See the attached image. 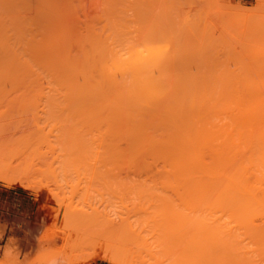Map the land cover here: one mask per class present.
Masks as SVG:
<instances>
[{
	"label": "rangeland",
	"instance_id": "rangeland-1",
	"mask_svg": "<svg viewBox=\"0 0 264 264\" xmlns=\"http://www.w3.org/2000/svg\"><path fill=\"white\" fill-rule=\"evenodd\" d=\"M204 223L264 264V0H0V264H189Z\"/></svg>",
	"mask_w": 264,
	"mask_h": 264
},
{
	"label": "bare ground",
	"instance_id": "bare-ground-1",
	"mask_svg": "<svg viewBox=\"0 0 264 264\" xmlns=\"http://www.w3.org/2000/svg\"><path fill=\"white\" fill-rule=\"evenodd\" d=\"M130 47H131V46H130ZM130 47H129V48H130ZM149 47H150V46H149ZM123 48H124V46H123ZM150 48H151V47H150ZM135 49H136V48H134V50H135ZM137 49H138V47H137ZM137 49H136L135 51H138V50L140 49V47H139L138 50H137ZM118 50H119V49H118ZM134 50H133V51H134ZM149 50L151 51V49H149ZM110 51H112V50H110ZM121 51H122V50H121ZM124 51H125V50H124ZM151 52H153V51H151ZM92 53H93V52H92ZM125 53H126V52H125ZM136 53H137V52H136ZM145 54H146V53H145ZM145 54H143V55H145ZM151 54H154V53H150L149 56L147 55V57H149L148 59H150V57H152V56L154 57V55H151ZM141 55H142V54H141ZM143 55H142V56H143ZM92 56H94V55H92ZM107 56H108V55H107ZM124 56H125V55H124ZM135 56H136V54H135ZM138 56H139V55H138ZM102 57H103V56H102ZM139 57H140V56H139ZM98 58H99V57H98ZM130 58H131V57H130ZM142 58H144V57H142ZM142 58L140 57V60H141ZM127 59H128V57H127ZM127 59H125L124 61H127ZM135 59H136V58H135ZM146 59H147V58H146ZM146 59H143V61H144V60H145L146 62H149V61H150V60L148 61V59H147V60H146ZM153 59H154V58H153ZM133 60H134V59H133ZM140 60H139V62H140ZM103 61H104V60H103ZM137 61H138V59L136 60V62H137ZM141 61H142V60H141ZM143 61H142V62H143ZM151 61H152V60H151ZM153 61H154V60H153ZM83 62H84V61H83ZM91 62H92V61H91ZM100 62H101V61H100ZM107 62H108V61H107ZM118 62H119V61H117V63H118ZM132 62H134V61H132ZM142 62H140V63L143 64V67H144V65H145L144 63H145V62H143V63H142ZM102 63H103V62H102ZM114 63H115V62H114ZM120 63H121V62H120ZM125 63H126V62H125ZM99 64H100V63H99ZM122 64H123V63H122ZM103 65H104V63H103ZM124 66H126V65H124ZM140 66H141V65H140ZM79 67H80V66H79ZM84 67H85V66H84ZM117 67H118V66H117ZM145 67H146V69H147V67H148L147 63H146V66H145ZM145 67H144V69H145ZM103 68H104V67H103ZM111 68H112V67H111ZM127 68H129V67H127ZM148 68H151V67L149 66ZM80 69H81V68H80ZM83 69H84V68H83ZM123 69H124V68H123ZM84 70H86V67H85ZM84 70H82V71L80 70V71H81V74H83V71H84ZM87 70H88V67H87ZM87 70H86V71H87ZM89 70H90V69H89ZM106 70H107V69H106ZM126 70H127V69H126ZM77 71H78V70H77ZM86 71H85V72H86ZM131 71H132V70H131ZM135 71H136V70H135ZM141 71H142V70H141ZM88 72H89V71H88ZM108 72H109V71H108ZM123 72H124V71H123ZM136 72H137V71H136ZM79 73H80V72H79ZM89 73H90V72H89ZM101 73H102V72H101ZM111 73H112V72H111ZM116 73H117V72H116ZM132 73H133V72H132ZM139 73H140V72H139ZM142 73H143V72H142ZM85 74H87V73H85ZM117 74H118V73H117ZM112 75H113V74H112ZM136 75H137V74H136ZM83 76H84V75H83ZM89 76H90V75H89ZM104 76H105V75H104ZM110 76H111V75H110ZM113 76H114V75H113ZM131 76H132V75H131ZM137 76L140 77L139 75H137ZM90 77H91V76H90ZM108 77H109V76H108ZM144 77H145V76H144ZM141 78H142V77H141ZM134 79H138V78L136 77V78H134ZM145 79H146V78H145ZM112 80L114 81V79H112ZM125 80H126V79H125ZM150 80H151V79H150ZM152 80H153V79H152ZM152 80H151V81H152ZM155 80H156V79H155ZM90 81H91V80H90ZM100 81H101V80H100ZM108 81H109V80H108ZM108 81H107V82H108ZM139 81L141 82V80H139ZM142 81H143V84H144V83H145L144 79H143ZM146 81H147V80H146ZM96 82H97V81H96ZM102 82H103V81H102ZM105 82H106V81H105ZM109 82H111V81H109ZM129 82H130V81H129ZM132 82H133V80H132ZM149 82H150V81H149ZM149 82H148V83H149ZM155 82H156V81H155ZM121 83H122V82L120 81V84H121ZM141 83H142V82H141ZM146 83H147V82H146ZM148 83H147V84H148ZM157 83H158V82H157ZM159 83H160V82H159ZM112 84H114V83H112ZM122 84H123V83H122ZM131 84H132V83H130V85H131ZM133 84L135 85V84H137V82L135 83V80H134V83H133ZM138 84H139V83H138ZM138 84H137V86H138ZM147 84H145V85L148 86ZM150 84H151V83H150ZM88 85H89V83H88ZM94 85H96V84H94ZM98 85H99V84H98ZM100 85L103 87L102 84H100ZM105 85L108 86V84H105ZM130 85H128V86H129V87L133 86V85H131V86H130ZM139 85H141V84H139ZM156 85H157V87H160V84H156ZM158 85H159V86H158ZM84 86H85V85H84ZM89 86H90V85H89ZM91 86H92V85H91ZM101 86H100V87H101ZM107 86H106V87H107ZM123 86H124V84H123ZM126 86H127V83H126ZM126 86H125V87H126ZM143 86H144V85H143ZM150 86H151V85H150ZM150 86H148V87L152 89L153 85H152L151 87H150ZM121 87H122V85H121ZM121 87H119V84H118V88H119V90H121L122 88L124 89V87H122V88H121ZM133 87H134V86H133ZM141 87H142V86H141ZM144 87H145V86H144ZM144 87H142V88H144ZM90 88H91V87H90ZM92 88H93V87H92ZM103 88H105V87H103ZM108 88H109V87H108ZM118 88H117V89H118ZM120 88H121V89H120ZM131 88H132V87H131ZM134 88H135V87H134ZM154 88H155V87H154ZM84 89H86V88H84ZM84 89L82 90V93H83ZM100 89H101V88H100ZM100 89H98V91H101ZM126 89H127V87H126ZM137 89L140 90L139 88H137ZM146 89H147V87L145 88L144 91H148V90H150V89H148V90H146ZM155 89H156V88H155ZM87 90H88V89H87ZM90 90H91V89H89V91H90ZM103 90H104V89H102V91H103ZM106 90H107V89H106ZM108 90H109V89H108ZM110 90H112V89H110ZM124 90H125V89H124ZM127 90H128V89H127ZM131 90H132V89H131ZM152 90H154V89H152ZM152 90H151V91H152ZM156 90H157V89H156ZM156 90H155V92H156ZM79 91H80V89H79ZM79 91H78V92H79ZM98 91H97V92H98ZM135 91H136V90H134L133 93H131V92H130V93H131V94H134ZM140 91H141V90H140ZM140 91H139V92H140ZM84 92H86V90H85ZM92 92H93V91H92ZM94 92H96V91H94ZM103 92H104V91H103ZM103 92H102V93H103ZM106 92H107V91H106ZM118 92H119V91H118ZM120 92H121V91H120ZM120 92H119V93H120ZM123 92H124V91H123ZM128 92H129V91H128ZM137 92H138V91H137ZM139 92H138V93H139ZM152 92H154V91H152ZM86 93H87V92H86ZM90 93H91V92H90ZM110 93H112V91H110ZM126 93H127V92H126ZM138 93H137V94H138ZM144 93H145V92H144ZM144 93H143V94H144ZM106 94H107V93H106ZM120 94L122 95V92H121ZM123 94H124V93H123ZM146 94H147V93H146ZM146 94H144V95H146ZM77 95H78V94H77ZM81 95H82V94H81ZM92 95H93V93L91 94V96H92ZM99 95H100V98H101V97H102L101 95H104V94H99ZM108 95H109V94H108ZM121 95H120V96H121ZM135 95H136V94H135ZM139 95H140V96H137V95H136V96H133V98L136 97V98H134V100H133L134 103H135V99H138V100L140 99V97H141V92H140ZM149 95H151V92H150ZM155 95H156V94L151 95V98H149V99H150V100L152 99V100L154 101L153 98H154ZM78 96H80V95H78ZM85 96H86V95H85ZM89 96H90V95H89ZM89 96H88V97H89ZM94 96L97 97L98 94H97V95H94ZM104 96H105V98H106L107 95H104ZM122 96H123V95H122ZM124 96H125V94H124ZM124 96H123V97H124ZM83 97H84V96H83ZM96 97H93V98H96ZM98 97H99V96H98ZM98 97H97V99L99 100L100 98H98ZM130 97H131V96H130ZM130 97H129V98H130ZM145 97H146V96H145ZM152 97H153V98H152ZM105 98H104V99H105ZM109 98H110V97H109ZM142 98H144V96H143ZM142 98H141V99H142ZM97 99H96V100H97ZM102 99H103V97H102ZM104 99H103V100H100V101H103V102H104ZM106 99H107V100H106ZM106 99H105L106 102H109V104L107 103L108 105H107L106 103L101 102V103H103L102 106H103L104 104H106V105L103 106L104 108L107 107V106L109 107L110 105H114V106L117 105V104L120 105L119 101H117L115 98H114L115 100H112L113 103H111L112 101L110 102V100L108 101V98H106ZM112 99H113V97H112ZM121 99H122V98H121ZM126 99H127V98H126ZM131 99H132V98H130V100H131ZM145 99H146V98H145ZM127 100H128V99H127ZM142 100H143V99H142ZM115 101H116V102H115ZM130 102H131V101H130ZM150 102H152V101H150ZM101 103H100V104H101ZM121 104L124 105V104H125V101H124V103L121 102ZM128 104H130V103L128 102ZM114 106H110L109 109H115V108L118 109L117 106H115V108H113ZM108 107H107V108H108ZM121 107H123V106H121ZM105 109H106V108H105ZM118 112H119V110H118ZM119 113L122 114V110H121ZM123 113H125V110H124ZM129 118H131V117H129ZM135 118H136V117H135ZM126 119L129 121V119H128L127 117H126L125 119H123V120H126ZM127 120H126V121H127ZM130 120L132 121V119H130ZM126 121H125V122H126ZM128 121L126 122V124L128 123L127 125H130L131 121H129V122H128ZM141 121H143V120H141ZM125 122L123 121V123H125ZM132 122H134V118H133V121H132ZM141 123H142V122H140V125H141ZM142 124H143V123H142ZM131 125H132V126H131L130 130H132V129L135 130L136 127H137V129H138V127H139V126H138L139 124H137L136 127L133 126V123H131ZM143 125H144V124H143ZM146 125H148V124H145V128H147L148 126H149V127L152 126V125L149 124V125L146 127ZM133 127H134V128H133ZM142 127H144V126H142ZM153 127H154V125L152 126V129H153ZM145 128H143L144 131H143V130L141 131V128H140V131H141L140 133H138V132H139V131H138L139 129L136 130L138 134H136V132H135V134H134V133H133L134 131H130V130H129V131L132 132L131 134H134V135H132L133 138H134V136H135V137L139 136V139H138V137H137V139L140 140V138L142 137V136H141V135H142L141 133H143V136L145 135L146 138H144V137H142V138H144V140H146V139L149 140V139H150V136H148V137H149V138H148L147 135H146V134H148V133H145V134H144V132L147 131V130H145ZM154 128H155V127H154ZM149 135H150V134H149ZM140 136H141V137H140ZM151 138H152L153 141L155 142V143L153 142V143H154L153 145L155 146L157 140H156L155 138H153V136H151ZM152 139H150V140H152ZM172 139L174 140V138H172ZM130 140H131L130 142H134L136 139H135V140L133 139V141H132V137L130 136ZM165 140H166V139H165ZM165 140H164V141H165ZM170 140H171L170 138H169V139L167 138V141L163 142V145H162V146L164 147V144H165V143H166L165 146H166V145L168 146V144H170V145H172V146L169 147V148H171V150H172V149L174 150V147H175V148H177V147H176V146H173V144H174V143H173V140H172V142H171ZM168 141L171 142V143H168ZM138 142H139V141H136V142H134L135 144H134V143H133V144L136 145V143H138ZM145 142H146V141H145ZM149 142H150V141H149ZM160 143H161V142H160ZM175 143L177 144L178 142H175ZM146 144H147V143H146ZM179 144H180V143H179ZM137 145H138V144H137ZM137 145H136V146H137ZM150 145H151V144H150ZM157 145H158V142H157L156 146H157ZM160 145H161V144H159V148H162ZM170 145H169V146H170ZM138 146H139V145H138ZM138 146H137V149H138ZM146 146H147V145H146ZM167 146H166V147H167ZM180 146H182V145H180ZM152 147H153V146H152ZM139 148H140V147H139ZM164 148H165V147H164ZM167 148H168V147H167ZM153 149H156V150H157V154H155V156L159 155L158 152L160 153V152L162 151V150L159 151V149H157V147H156V148L153 147ZM153 149H148V150H147L148 153H152V154H153V151H154ZM149 150H150V151H149ZM151 150H153V151H151ZM156 150H155V151H156ZM169 150H170V149H169ZM181 150H182V148H180V151H181ZM175 151H177V150H175ZM182 151H183V150H182ZM182 151H181V154L184 155V154H185V151H184V153H183ZM163 152H164V151H163ZM148 153H147V154H148ZM171 153H172V152H170V154H171ZM175 153H176V152H175ZM161 154H162V155H165V154H166V156H168V155H167V152H166L165 154H164V153H161ZM168 154H169V153H168ZM170 154H169V156L172 155V154H171V155H170ZM176 154H178V153H176ZM179 154H180V153H179ZM172 156H174V155H172ZM181 156H182V155H181ZM181 156H180V157H181ZM194 156H195V155H194ZM162 157H163V156H162ZM164 158H165V156H164ZM167 158H168V157H167ZM183 158H184V157H183ZM183 158H182V159H183ZM182 159H181V160H182ZM194 159H195V158H194ZM186 161H189V160H186ZM191 161H192V160H191ZM194 161H195V160H194ZM182 162H183V165H184L185 161L182 160ZM173 163H174V160H173ZM194 163L196 164V161H195ZM185 164H186V163H185ZM190 164H193V163H190ZM174 165H175V164H174ZM188 165H189V164H188ZM188 165H187V166H188ZM166 166H168V163L166 164ZM169 166H171V165H169ZM175 166H176V165H175ZM177 166H178V165H177ZM180 166H182V164H181ZM180 166H179L178 168H180ZM193 166H194V165H193ZM196 166H197V165H196ZM171 167L175 170V167H173V166H171ZM185 167H186V165H185ZM185 167H184V168H185ZM191 167H192V166H191ZM181 168L183 169V167H181ZM186 168H188V167H186ZM173 169H172V170H173ZM176 169H177V168H176ZM188 170H189V169H188ZM190 170H191V168H190ZM176 171H177V170H176ZM179 171H180V170H179ZM193 171H194V170H193ZM193 171H192V173H193ZM174 172H175V171H174ZM180 172H181V171H180ZM182 172H183V171H182ZM184 172H185V170H184ZM184 172H183V173H184ZM187 172H188V171H187ZM190 172H191V171H190ZM190 172H189V173H190ZM195 172H196V171H195ZM189 173H188V174H189ZM192 173H191V174H192ZM174 174H176V173H174ZM178 174H179V172H178ZM191 174H190V177H188V178H191V176H193V174H192V175H191ZM176 175H177V174H176ZM180 175H181V173H180ZM182 175H183V174H182ZM183 176H184V175H183ZM187 176H188V175H187ZM187 176H186V177H187ZM195 176H196V175H195ZM195 176H193V177H195ZM185 180H186V179H185ZM185 180H184V182H185ZM187 180H188V179H187ZM189 180H190V179H189ZM190 181H191V180H190ZM193 181H194V180H193ZM195 181H196V180H195ZM188 182H189V181H188ZM196 184H197V183H196ZM194 185H195V183H194ZM187 186H188V188H189V190H190V189H191V188H190L191 185H190V184H189V185L187 184ZM189 186H190V187H189ZM186 188H187V187H186ZM192 188H194V186H193ZM196 190H197V188H196ZM196 190H194V193H195V194H197V193H196V192H197ZM191 191H192V190H191ZM186 198H188V197H186ZM189 198H192V196H191V197L189 196ZM194 199H195V197L192 198L193 201H194ZM188 200H189V199H188ZM184 201L187 202V200H184ZM189 201H191V200H189ZM190 203H191V202H190ZM190 203L188 204V206L191 205ZM192 203H193V202H192ZM196 203H197V202H196ZM185 204H186V203H185ZM197 206H198V205H197ZM194 207H195V205L193 206L192 209H194ZM186 208L189 209L188 207H186ZM190 208H191V206H190ZM195 208H200V207H195ZM236 208H237V207H236ZM192 209H191V210H192ZM230 209H231V208H230ZM243 209H244V208H243ZM249 209H250V210H253V209H251V208H249ZM195 210H196V209H195ZM199 210H200V209H199ZM227 210H228V209H227ZM232 210H233V209H232ZM232 210H231V212H229V211H228V212H229L230 214H232V216H233V217L231 216L232 218L235 217V218L233 219V221H234V220H236L237 216L234 215V214L236 213L235 210H233V211H232ZM241 210H242V209H241ZM241 210H240L239 208L237 209V215H239V213L242 214V213L244 212L243 210H242V212H241ZM254 210H255V209H254ZM261 210H262V208H261ZM238 211H239V212H238ZM256 211H258V209H256ZM188 212H189V211H188ZM188 212H187V213H188ZM194 212H195V211H194ZM233 212H235V213H233ZM245 212H246V211H245ZM252 212H253V211H252ZM190 213H191V212H190ZM211 213H212V212H211ZM211 213H210V214H211ZM192 214H193V213H192ZM225 214H226V213H225ZM197 215H198V214H197ZM200 215H201V214H200ZM192 216H193V215H192ZM194 216H195V215H194ZM212 216H213V215H212ZM246 216H247V215H246ZM203 217H205V216H203ZM243 217H244V213H243ZM243 217L241 216V218H243ZM247 217H248V216H247ZM247 217H246V218H247ZM187 218H188V217H187ZM228 218H229V217H228ZM238 218H240V217H238ZM238 218H237V219H238ZM244 218H245V217H244ZM244 218H243V220H245ZM248 218H249V217H248ZM185 219H186V218H185ZM197 219H198V218H196V220H197ZM209 219H210V218H209ZM250 219H251V218H250ZM179 220H181V219H179ZM198 220H199V219H198ZM206 220H207V219H206ZM213 220H215V219H213ZM216 220L218 221L217 218H216ZM107 221H108V222H107L108 224H109V222H110V223H114V221L112 222L111 219H108V218H107ZM181 221H182V220H181ZM188 221H189V220H188ZM200 221H201V220H200ZM210 221H211V220H210ZM229 221H230V220H229ZM190 222H191V221H190ZM201 222H202V221H201ZM203 222H204V221H203ZM213 222H214V221H213ZM225 222H226V221H225ZM227 222H228V221H227ZM179 223H180V222H179ZM205 223H206V222H205ZM205 223H204V225H205V227H206V224H205ZM208 223H210V222H208ZM211 223H212V222H211ZM214 223H215V222H214ZM249 223H250V222H249ZM183 224H184V223H183ZM185 224H186V223H185ZM193 224H194V223H193ZM215 224H216V223H215ZM223 224H225V223H223ZM208 225H209V224H208ZM212 225H213V224H212ZM221 225H222V224H221ZM221 225H220V227H224L223 225H222V226H221ZM111 226H112V224H111ZM115 226H116V225H115ZM187 226H188V225H187ZM191 226H192V224H191ZM191 226H190V228H191ZM209 226H210V225H209ZM216 226H217V225H216ZM216 226H215V227H216ZM113 227H114V226H113ZM190 228L187 227V229H189V230H190ZM195 228H196V227H194V229H195ZM206 228H208V229H206L207 231L210 230L209 232H211V230H216V228L213 229L212 227H211L212 229H209V227H206ZM225 228H226V227H225ZM225 228H224V229H225ZM187 229H186V230H187ZM217 229H219L218 226H217ZM220 229H221V228H220ZM180 230H181V228H180ZM184 230H185V228H184ZM189 230H188V231H189ZM192 230H193V229H192ZM229 230H230V227H229ZM229 230L227 229V231H229ZM193 231H195V230H193ZM193 231H192V233H194ZM196 231H199V230L196 229ZM196 231H195V232H196ZM207 231H206V232H207ZM142 232H143L142 230L140 231V230H138V229L131 230V236H132L133 242H134L135 244H136L135 241H138V243H139V239H141L140 237H141V233H142ZM217 232H218V230H217ZM217 232L212 231L211 234H209V233L207 232L209 235H207V234L205 233V235H207L206 237H207V239H208L207 241L204 242L205 246L207 247V248H205V249L202 248V247H203L202 244L200 245V248H199L195 243L193 244V242H191V243H192V245H191V243H189V242L187 241V242L190 244V245L187 246L188 248H192V249H193V247H194L195 245H196V246L194 247L195 250H194V249H193V250H192V249H190V250L187 249V250L189 251V253H190V251H192V253H191V257H190V259H188L189 257L187 256L186 258H184V260L188 259V261L190 260V261H189L190 263H191V260H192V263H193V264H203V263L205 264V263H208L207 260H205L206 262H204V257H203L204 254H201V251H203V250L206 251V249H208L209 251H213L212 254L210 253L211 256H210V255H209V256L211 257V259L216 260L215 257L212 258V257H213V254L215 253V251H217V250L220 249V246L223 247V244H224V248H226V250L223 248V249L226 251L225 253L228 254L227 251H230V254L232 255V251H233V247H232V246H233V242H234L236 239H234V240L232 241V244H231V242H229V240L227 241V243H230V245H228V246H229V248H228V246H225V245H227V243H225V241H226V240H225V239H226L225 237H226V235L229 236V233H225V231H224V233H225V235H224L225 237H224V236L222 235L223 230H222V233H221V230H220V232H218V233H217ZM230 232H231V231H230ZM184 233H186V232H184ZM187 233H188V232H187ZM187 233H186V234H187ZM196 233H197V237H198V233H199V232H196ZM200 233H201V231H200ZM220 233H221V234H220ZM224 233H223V234H224ZM194 234H195V233H194ZM218 234H220V235H218ZM231 234H232V232H231ZM231 234H230V235H231ZM199 235H200L199 238L202 237L201 239H203V237L205 236V235L203 236V233H201V234H199ZM201 235H202V236H201ZM234 236H235V235H234ZM234 236L232 235V237H234ZM186 237H187V236H186ZM232 237H228V238L230 239V238H232ZM142 240H143V239L140 240V243H139V244H141V243L143 244V241H142ZM187 240H188V238H187ZM222 240H223V241H222ZM220 241L222 242V244L219 243ZM236 241H237V240H236ZM147 243H148V242H147ZM147 243H145V244H146V245H149V244H147ZM188 243H186V244H188ZM201 243H202V242H201ZM236 243H237V242H236ZM236 243H235V244H236ZM142 244H141V245H142ZM218 244H220L219 247H216V245H218ZM235 244H234V245H235ZM231 245H232V246H231ZM190 246H191V247H190ZM214 246H215V248H214ZM209 247H210L211 250L209 249ZM198 248H199V249H198ZM212 248H214V250H212ZM217 248H219V249H217ZM227 248H228V249H227ZM215 249H216V250H215ZM221 249H222V248H221ZM221 249H220V251L222 252L223 249H222V250H221ZM188 251H187V252H188ZM195 251H196L197 253H196ZM193 252L196 253V255H194ZM203 252H204V251H203ZM203 252H202V253H203ZM218 252H219V251H217V253H216L217 255H218ZM223 252H224V251H223ZM223 252H222V254H223ZM205 253H206V252H205ZM207 253H208V251H207ZM207 253H206V254H207ZM219 253H220V252H219ZM225 253H224V255L220 254V255H222V256L218 255V256L222 257V259L220 258V260L222 261V263L225 262L224 260H227L226 257H225ZM197 254H198V255H197ZM230 254H228V255H230ZM188 255H189V254H188ZM217 255H216V256H217ZM228 255H227V256H228ZM231 255H230V256H231ZM193 256H194V257H193ZM195 256H196V259H195ZM204 256L207 257V255H204ZM192 257H193L194 259H193ZM206 257H205V259H207ZM223 257H224V259H223ZM208 258H209V257H208ZM218 258H219V257H218ZM218 258H217V261H218ZM213 260H212V261H213ZM194 261H196V262L194 263ZM221 261H220V262H221ZM227 261H228V260H227ZM227 261H226V262H227ZM186 262H187V261H186ZM189 262H188V263H189ZM220 262H219V263H220ZM226 262H225V263H226ZM184 263H185V261H184ZM190 263H189V264H190ZM192 263H191V264H192ZM214 263H217V262H214ZM214 263L212 262V264H214ZM222 263H221V264H222ZM225 263H224V264H225ZM217 264H218V263H217ZM227 264H228V263H227Z\"/></svg>",
	"mask_w": 264,
	"mask_h": 264
},
{
	"label": "clouds",
	"instance_id": "clouds-1",
	"mask_svg": "<svg viewBox=\"0 0 264 264\" xmlns=\"http://www.w3.org/2000/svg\"><path fill=\"white\" fill-rule=\"evenodd\" d=\"M50 264H57V261L55 259H53Z\"/></svg>",
	"mask_w": 264,
	"mask_h": 264
}]
</instances>
